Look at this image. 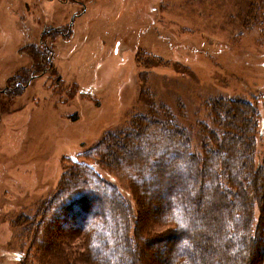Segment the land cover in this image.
<instances>
[{
    "label": "rangeland",
    "instance_id": "374dc122",
    "mask_svg": "<svg viewBox=\"0 0 264 264\" xmlns=\"http://www.w3.org/2000/svg\"><path fill=\"white\" fill-rule=\"evenodd\" d=\"M256 4L255 0H0V264H41L49 235L62 252L51 260L43 256V264H95L83 256L88 251L84 235L50 220L49 207L59 187L67 177L81 179L70 168L73 161L93 166L100 178L115 185L131 206L133 222L142 203L151 210L147 227L166 233L142 246L140 264H172L174 253L163 243L176 247L177 239L168 230L177 225L152 216L165 212L166 192L179 190L176 177L154 182L134 175L141 186L131 190L128 171L120 162L128 160L129 148L137 155L148 150L130 147L131 138L122 130L142 119L137 135L141 140L147 118L160 119L167 111L189 131L193 153L203 155L212 146L223 154L225 169V159L232 155L221 145L222 133L214 130L229 129L242 137L247 119L258 124L252 167L259 168L264 163V21L255 23L250 16L251 5ZM259 5L264 8V2ZM233 99L250 102L247 111L237 116L226 111L223 118H216L217 104L229 107L236 103ZM84 152L91 153L90 161L81 156ZM107 152L114 159L106 164L101 155ZM163 163L166 167L169 161ZM66 169H71L70 176L64 174ZM260 172L264 189V170ZM222 181L236 190L225 175ZM250 181L246 178L249 187L258 188L250 199L255 229L262 213V189ZM198 184L197 177L192 189L196 195ZM94 194L98 198L94 203L101 201L98 209L112 206L103 191L96 189ZM194 201L208 202L201 197ZM200 218L210 226L220 218L223 225L228 221L224 216L213 221L203 213ZM238 242L239 249L234 245L222 249L212 237L207 244L211 253L205 257L211 262L232 260L249 245L243 242L241 247ZM139 244L137 237L135 248ZM153 247L158 251L150 255ZM64 255L71 261L67 263ZM250 264H264L263 248L254 249Z\"/></svg>",
    "mask_w": 264,
    "mask_h": 264
},
{
    "label": "trees",
    "instance_id": "16d2710c",
    "mask_svg": "<svg viewBox=\"0 0 264 264\" xmlns=\"http://www.w3.org/2000/svg\"><path fill=\"white\" fill-rule=\"evenodd\" d=\"M255 2H257L256 6L251 5L250 16L255 23L259 22L261 24L264 21L262 16L264 8L260 9V5H257L264 2V0H255ZM233 101H236V103L229 107L217 104L214 108L216 118L219 116L223 118L226 111H233L234 116H237L242 113L241 111H247L250 106V102L247 101H239V103L235 99ZM252 113L249 110L248 114L252 116ZM168 115L165 111L162 118H152L153 120H150L147 116L149 124H147L146 133H144L141 140L138 139L137 135L141 133L143 127L142 119L133 124L134 126L131 125L122 130L123 134L131 138L130 147H134L136 151L138 147L147 148L148 150L145 155H137L135 151L132 152L129 148L130 154L129 157H126L128 160L120 162V166L124 168V171H128L126 172L128 186L131 190L140 188L141 183L133 179L134 175L138 176V174H140L139 177H145L146 180L154 182L162 181L164 177L171 175L176 177V187L179 190L173 187L172 193L166 192L168 196L166 213L159 211L152 216L154 220L159 221L170 219L175 222L174 225H177L168 230L177 239L176 247L172 248V246L163 243L165 250L174 253L170 258L172 264H250L254 249L257 247L264 249V242H262L264 240L262 231L264 228V189H262V176H260V171L264 170V163L259 168L252 167V159L255 155L253 147L258 124H249L248 120L245 119V124L240 125L244 133H242V137L241 135L236 137L235 132L233 133L229 129H222L221 131L219 127H216L214 132H218L220 135L222 133L221 139L224 138L221 145L224 143L225 147L228 148L227 154L232 155L230 158L226 157L225 160H228V165L224 169L222 168L224 158L220 156H223V154H219L218 149L211 146L206 148L203 155L193 153L189 131ZM232 129L235 128L232 127ZM235 138H239L240 141L236 143ZM109 141L111 144L114 142L111 139ZM90 154L84 152L81 156L90 161L92 159ZM101 157L105 158L106 164L110 157L111 160L114 159L110 152L101 155ZM163 161H169L166 167L163 165L165 164ZM246 161H248L247 166ZM73 162L75 165L70 168H75L78 172L76 174H79V178H81L79 180L84 182L75 180L73 174L72 178L69 177L68 179L67 177L68 182L60 186L59 190L57 189L58 193L49 207L50 211L53 210V217L50 220L57 222L59 226L65 227L68 232H77L84 235L87 239L88 251L85 255H82L95 264H140L143 261L142 246L146 242L153 243L166 234L164 232L156 233L155 230L152 231L150 227H147L149 225L147 217L151 210L141 203L137 221L133 222L131 206L127 201H124L115 185L100 178L101 175L93 166L79 161ZM71 169H66L64 174L70 176ZM169 171L172 172L170 175ZM156 172L160 173L159 176L154 175ZM192 174L193 177H191ZM223 175L228 181L235 184V191L231 189V184L222 181ZM197 177L198 185L201 188L196 195L192 189ZM246 178H249L250 182L262 189V192H260L262 213L259 214L255 229L250 199L255 194L257 195L258 188L249 187L245 182ZM180 179H182V182L179 181ZM96 189L99 192L103 191L105 197L110 199L112 203V206L108 207L106 211L97 208L101 203L100 200L94 203V199L97 198L94 194ZM200 197L203 200H208L206 205L204 202L194 201V199L198 200ZM233 203H236V206H233ZM258 205L260 206V202H258ZM201 212L208 214V217L213 221L219 216L226 217L228 221L223 225L222 218H220V221H214L213 226L209 225L210 222L204 225L200 218ZM132 227L135 229V235L133 234V236H131ZM221 232H224V235L219 238ZM137 237L138 243H140L138 245L140 250L138 251L136 249L139 248H135ZM212 237L222 249L230 248L232 245L239 249L238 241L241 247L244 245L243 242H247L249 245L244 253H236L232 260L225 259L222 262L214 259L211 262L205 256L211 253L212 248H209L207 244H209ZM164 242L166 241L164 240ZM53 243L54 239L49 235L45 245H48L47 249L40 253V255L42 254L41 264L45 262L43 256L51 260L56 257V253L59 255L62 252L59 248L60 243H58V246L53 245ZM156 249L158 251V248L153 247L150 249L149 254L152 255ZM196 253L199 255L197 259ZM200 255L203 257H200ZM63 259L67 263L71 261L66 255ZM50 264L54 263L50 262Z\"/></svg>",
    "mask_w": 264,
    "mask_h": 264
},
{
    "label": "flooded vegetation",
    "instance_id": "af4514ba",
    "mask_svg": "<svg viewBox=\"0 0 264 264\" xmlns=\"http://www.w3.org/2000/svg\"><path fill=\"white\" fill-rule=\"evenodd\" d=\"M45 44H47V42H45ZM23 81V80H22ZM28 82H29V80H28ZM28 82L25 84V86L28 84ZM21 84H23V82L21 83ZM18 85V83L16 82V84H15V82H14V86H17ZM10 87V85L9 86H7V89ZM6 89V90H7Z\"/></svg>",
    "mask_w": 264,
    "mask_h": 264
}]
</instances>
